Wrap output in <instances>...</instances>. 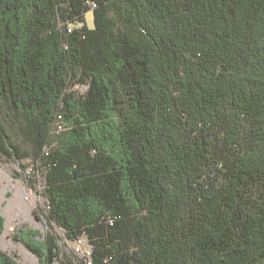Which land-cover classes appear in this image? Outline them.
<instances>
[{"label": "trees", "instance_id": "16d2710c", "mask_svg": "<svg viewBox=\"0 0 264 264\" xmlns=\"http://www.w3.org/2000/svg\"><path fill=\"white\" fill-rule=\"evenodd\" d=\"M0 153L91 264H264V0H0Z\"/></svg>", "mask_w": 264, "mask_h": 264}, {"label": "rangeland", "instance_id": "374dc122", "mask_svg": "<svg viewBox=\"0 0 264 264\" xmlns=\"http://www.w3.org/2000/svg\"><path fill=\"white\" fill-rule=\"evenodd\" d=\"M86 20L88 25H93V16L91 11L86 13ZM0 167L1 169L7 171L12 177V182L8 184L6 196H4L3 199L1 198L2 195L0 192V215L5 218L6 225L8 221V215L5 210L10 204V199L16 196V194L14 193L16 190L15 183L17 184L18 182H21L25 187L22 201L18 202L17 205H13V207L11 208V212L12 215H14V218L11 222L12 224L9 226L12 231L10 236L14 238V242H23L20 237V229H23L25 227H29L32 229L39 228L43 232H47L51 229L60 238L61 246L64 249L72 251V253L76 255V260L80 261V259H82L83 256H85V254H87L89 251L87 245L89 243V240L86 235L73 240L67 238L64 229L58 227L56 222L51 218L50 205L45 189L46 180L40 162L35 160V158H33L31 155H27L24 158L17 160L15 157L0 153ZM5 182L8 181L6 180ZM33 199L37 200V205L33 207V211H31V214L36 217L35 222H33L29 218V214L26 212L27 210L24 204L25 201L31 202ZM5 229L0 235V249L8 252L9 255L13 256L18 264H31V262H25L23 258V252H21V249L19 247H14L10 243L8 244V240H2Z\"/></svg>", "mask_w": 264, "mask_h": 264}, {"label": "bare ground", "instance_id": "6f19581e", "mask_svg": "<svg viewBox=\"0 0 264 264\" xmlns=\"http://www.w3.org/2000/svg\"><path fill=\"white\" fill-rule=\"evenodd\" d=\"M8 182H5V181ZM12 182V177L10 176V174L5 171L4 169H1L0 167V192H1V198L3 199L4 196H6V191H7V187L8 184ZM15 194L16 196L12 197L10 199V204L8 205V207L6 208L5 212L8 215V221H7V225H6V229L5 232L2 236V240H8V244H12L14 247H19L21 249V252H23V258L25 260L26 263L31 262V264H38V258L35 256V254H33L27 247V245L21 241L19 242H14V238L11 235V228L9 225H11L12 220L14 218V215H12L11 212V208L13 207V205H17L18 202L22 201V196L23 193L25 191V187L22 185L21 182H18L17 184L15 183ZM25 207H26V212L29 214V218L35 222V216H33L31 214V211H33V207H35L37 205V200L33 199L31 202H26L25 201ZM25 209V208H24ZM16 220V219H15ZM25 220V219H24ZM28 220V219H27ZM15 237V236H14ZM17 251V250H16ZM22 256V255H21Z\"/></svg>", "mask_w": 264, "mask_h": 264}, {"label": "built area", "instance_id": "2783aa9c", "mask_svg": "<svg viewBox=\"0 0 264 264\" xmlns=\"http://www.w3.org/2000/svg\"><path fill=\"white\" fill-rule=\"evenodd\" d=\"M75 88H78L79 86L78 85H75L74 86ZM81 90H84L83 87H80ZM62 129V126L59 124L58 125V130H61ZM88 245V253L85 254V256H83V258L85 259L86 263L87 264H91V256H92V245L90 243L87 244Z\"/></svg>", "mask_w": 264, "mask_h": 264}, {"label": "water", "instance_id": "95a60500", "mask_svg": "<svg viewBox=\"0 0 264 264\" xmlns=\"http://www.w3.org/2000/svg\"><path fill=\"white\" fill-rule=\"evenodd\" d=\"M5 225H6V223H5ZM5 225H4V229H5ZM38 261H39V258H38ZM39 263H40V261H39Z\"/></svg>", "mask_w": 264, "mask_h": 264}]
</instances>
